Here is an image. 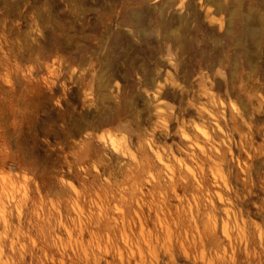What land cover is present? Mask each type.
I'll return each instance as SVG.
<instances>
[{"label":"clouds","instance_id":"obj_1","mask_svg":"<svg viewBox=\"0 0 264 264\" xmlns=\"http://www.w3.org/2000/svg\"><path fill=\"white\" fill-rule=\"evenodd\" d=\"M172 3L169 17L192 15L190 0ZM195 4L225 31L226 13ZM184 27L157 23L130 77L49 47L35 21L0 31V264H264V200L254 205L260 224L244 221L233 201L254 193L246 179V194L231 188L225 171L233 147L264 155V74L193 59ZM136 203L157 213L153 228L133 231L115 215Z\"/></svg>","mask_w":264,"mask_h":264},{"label":"rangeland","instance_id":"obj_2","mask_svg":"<svg viewBox=\"0 0 264 264\" xmlns=\"http://www.w3.org/2000/svg\"><path fill=\"white\" fill-rule=\"evenodd\" d=\"M245 2V6H248L251 0H245ZM163 3L164 0H161L160 5L154 9L151 1L145 5L137 0H0V31H7L12 35H16L18 31L27 32L35 21L44 31L49 47L58 46L62 50L71 51L78 56L87 57L90 55L98 61L102 71L130 77L133 71L138 70L141 63L146 62L149 58V45L155 43L152 36L155 25L157 23L162 25L161 18L176 20L180 17L176 12H173L170 18L167 13L173 6H161ZM206 3L215 5L214 2L208 0ZM128 9L144 10L145 20L142 26L134 27L124 24L125 22L121 23L125 11ZM188 11L192 15L186 16L183 32L185 35L195 38L191 42V46L187 48L189 55L193 59L203 56L205 61L219 62L220 54L230 53L228 50L229 40L223 36L226 31L218 33L214 27L209 28L203 22V13L198 11L195 0H190ZM220 13L217 11L218 15ZM199 15L201 20L197 18ZM193 23L196 25L194 29L192 28ZM181 26L176 25L174 29L181 28ZM129 30H131V34ZM219 36L223 37L217 40ZM137 40L139 43L136 42ZM197 41L202 42L201 48L196 47ZM221 51L222 53H220ZM263 61L264 54L259 58L258 63L261 74H264ZM235 138L238 140L239 136H235ZM255 139L258 142V138ZM173 151L175 150L173 149ZM219 151L220 149L217 148V152ZM250 155L247 150L241 153L233 147L231 156L236 160V163L235 165H225V171L227 172L231 168V175L228 179L229 186L237 189L240 193L246 194L247 191L242 181L245 179L249 181V187L252 188L254 195L249 196L247 200L233 201V203L243 216L244 221L248 216H251L252 220L260 224L261 216L256 215L257 209L254 205L264 200V191H260V182L264 181V155H257L254 159L249 160ZM245 165H249L247 174L240 171ZM212 179L217 184L223 183V181L216 180L215 176ZM223 195L224 192L220 191L219 196L223 197ZM213 203L219 205V200H214ZM115 206L119 207V205ZM169 211L173 210L169 209ZM191 211L193 215L196 214V209ZM0 214H2V206H0ZM115 215L124 220L123 226H126L130 221H135L133 231L145 224L147 229H151L155 226L153 221L157 219V213L150 212L148 208L142 207L139 203L133 204L130 210H122L121 213ZM165 215H160L161 222ZM228 215L231 216V213ZM58 216L60 222L64 223L66 210L63 207ZM71 216L75 217L76 213L72 212ZM234 219L236 222H241V216H236ZM0 220H2V215H0ZM54 223V219L47 223L44 220L39 221V224L45 228ZM197 226H199V221H197ZM215 226L222 231L224 219L216 216ZM64 227L68 228V224L64 223ZM228 227H231V223L228 224ZM85 237L87 238V234Z\"/></svg>","mask_w":264,"mask_h":264},{"label":"bare ground","instance_id":"obj_3","mask_svg":"<svg viewBox=\"0 0 264 264\" xmlns=\"http://www.w3.org/2000/svg\"><path fill=\"white\" fill-rule=\"evenodd\" d=\"M137 1L146 5L151 0ZM208 1L214 2L217 6V11L224 12L228 16V25L223 36L229 40L230 47L228 50H230V53L227 55L220 54L221 56L218 57L219 61L230 62L232 69L237 72L243 67L249 71V75H254L257 72L261 73L258 63L259 58L264 54V0H251L248 6H245V0H228L227 5L224 4V0ZM164 5L173 6L172 0H164L161 6ZM153 8L156 9V6ZM144 18V10L128 9L125 11L124 19L121 23L125 22L124 24L126 25L140 27L144 23ZM197 18L201 20L200 15ZM185 20L186 16H180L176 20L161 18L160 22L165 31L168 32L173 30L176 25H183ZM187 36L185 35V44L186 48H189L191 42L187 40ZM223 36L217 37V40Z\"/></svg>","mask_w":264,"mask_h":264}]
</instances>
